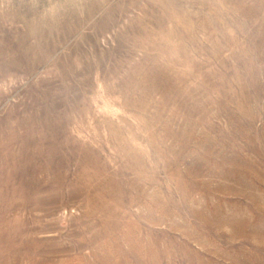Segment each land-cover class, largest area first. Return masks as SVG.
<instances>
[{
    "label": "rangeland",
    "instance_id": "374dc122",
    "mask_svg": "<svg viewBox=\"0 0 264 264\" xmlns=\"http://www.w3.org/2000/svg\"><path fill=\"white\" fill-rule=\"evenodd\" d=\"M0 264H264V0H0Z\"/></svg>",
    "mask_w": 264,
    "mask_h": 264
}]
</instances>
